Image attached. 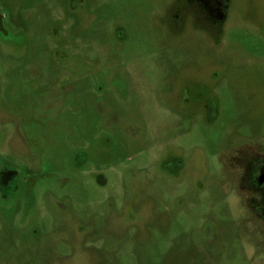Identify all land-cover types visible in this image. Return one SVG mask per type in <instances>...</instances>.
Masks as SVG:
<instances>
[{
  "label": "rangeland",
  "instance_id": "374dc122",
  "mask_svg": "<svg viewBox=\"0 0 264 264\" xmlns=\"http://www.w3.org/2000/svg\"><path fill=\"white\" fill-rule=\"evenodd\" d=\"M168 2L95 0L96 10H68L71 40L58 50L62 57L49 59L60 80L37 82L40 42L31 26L47 24L50 10L43 0H0L5 12L24 8L32 41L26 55L0 46V158L19 165L27 183L18 200H0V264H185L196 246L221 250L191 264H264L263 226L255 230L222 164L238 137L264 146V0H233L217 42L165 21ZM172 68H194L218 93V114L211 123L195 119L188 164L175 175L156 167L158 182L130 178L121 165L132 155L127 143L172 131V118L154 100L170 99ZM79 145L87 148L86 165L107 157L119 163L103 188L77 169ZM123 171V203L134 206L129 219L97 205L107 194L113 199ZM98 210L105 217L95 224L103 228L91 232Z\"/></svg>",
  "mask_w": 264,
  "mask_h": 264
},
{
  "label": "flooded vegetation",
  "instance_id": "af4514ba",
  "mask_svg": "<svg viewBox=\"0 0 264 264\" xmlns=\"http://www.w3.org/2000/svg\"><path fill=\"white\" fill-rule=\"evenodd\" d=\"M94 2L95 0H43V6L47 4L46 8L50 10L48 15L43 16L47 24H39L36 27L35 25L31 26L33 31L35 30V33H38L37 38L40 43H37L34 47H36L38 53L37 64L42 66L43 70L40 76L35 77L33 75L35 81L40 82L44 78L49 81L55 80V82L60 80V74L51 73L49 59L56 58V56L62 57L58 50L66 47L71 40H69L67 32L71 31L75 20L69 17L68 10L82 4H85L90 10H96L98 4H94V7L90 8ZM232 3L233 0H170L165 8L164 20L181 26L182 24H188L201 38L217 42L228 20ZM34 4L35 1L31 3V5ZM24 13L23 7L15 5L7 12L0 7V46L2 43H6L12 49L25 48L26 55L28 43L32 41L31 35L27 33L24 25L25 22L23 23L25 21L24 15L28 17ZM66 20L68 21L67 26L64 23ZM117 31L121 32L119 26H117ZM20 52L22 53V51ZM172 69L176 84L169 95L170 99L167 100V103H162L160 99L154 98L158 107L168 112L169 117L172 118V131L170 134L165 132L164 135L162 131L154 134L150 133L147 136L139 137L136 144L127 143L129 148L132 149L130 150L132 155L124 158L121 165L130 178L140 173L145 181L155 180V182H158L159 174L155 172L156 167H161L169 176L175 175L188 164L191 148L194 146V144L191 145L189 139L195 119H206L211 123L215 121L218 114V93L212 92L208 84H203L201 79L194 77V68ZM12 70L13 68H11ZM99 70L108 69L99 68L95 72ZM196 107L198 109L195 111ZM154 117L155 121L160 122L165 119L161 115H155ZM148 118L144 119L142 115H139L140 120L148 121L153 118V115L150 116V119ZM109 138L104 136L101 141L108 145L110 143ZM150 138H153V141H150ZM185 139L186 141H184ZM252 142L240 141L239 137L237 140L232 141L223 157L222 164L227 169L228 179L233 183V190L246 204L245 207L249 210L251 220H253V223H251L255 230L259 232L258 224L260 222L264 231V146ZM86 151L87 148L81 145L75 148L73 161L79 171L82 169L88 170L87 172L91 175L93 182L95 181L97 184L96 187L102 186L101 188H103L109 182L107 173L111 176L112 172H120L121 169H117L119 163L111 162L107 157L104 161L95 162L93 166L86 165L88 160ZM18 166L0 158V200H18L21 194L25 192L27 183L21 179ZM123 174L124 171L119 174L118 182L114 185L117 190L113 193V199L111 200V197L107 194L100 201H97V205L101 206L100 210L102 209V212H104L105 207H114L117 211H113L114 214L111 215H119L129 219L133 216L131 210H134V206H128L127 202V205L123 203L125 196V186L122 185ZM150 207L151 205H149ZM102 212H98L99 215L94 214L91 221L94 220L89 225L90 230L86 228L87 230L97 232V230L103 228L99 224H95L105 217ZM111 215L107 216L113 218ZM158 215H161V213L159 212ZM107 228L113 230L112 226H107ZM124 228L126 227L123 226L120 230ZM105 246L114 245L107 243ZM220 250V246H200V248L196 246L195 249L189 250L187 260L182 261V263H195L198 257L202 259V255H218Z\"/></svg>",
  "mask_w": 264,
  "mask_h": 264
}]
</instances>
